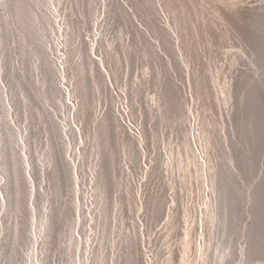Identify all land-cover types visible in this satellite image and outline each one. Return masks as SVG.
<instances>
[{
    "label": "rangeland",
    "instance_id": "374dc122",
    "mask_svg": "<svg viewBox=\"0 0 264 264\" xmlns=\"http://www.w3.org/2000/svg\"><path fill=\"white\" fill-rule=\"evenodd\" d=\"M263 10L0 0V264H264L245 244L264 160L244 177L237 159ZM220 169L240 202L229 248Z\"/></svg>",
    "mask_w": 264,
    "mask_h": 264
},
{
    "label": "bare ground",
    "instance_id": "6f19581e",
    "mask_svg": "<svg viewBox=\"0 0 264 264\" xmlns=\"http://www.w3.org/2000/svg\"><path fill=\"white\" fill-rule=\"evenodd\" d=\"M22 4H24V2ZM24 5H21L22 7L21 9H19V12L21 10L22 11L24 10L22 9L23 7L24 8L27 7L26 6L27 4L25 6ZM26 27L27 26H25V28ZM249 31L251 35L250 38L248 39H250L252 48L257 55V64L264 71V10L252 23L251 30ZM239 111L241 115V120L239 121L241 130H239V135L241 142L245 144L246 148L244 151H239L237 154L238 168L242 176L248 177L247 175L252 173L257 168L260 161L264 160V78L262 80H256L249 87V89L246 92L245 99L239 107ZM16 168L17 167H14V169ZM220 170L222 171V169ZM14 171L17 172V170ZM222 172L223 173L220 174L221 176L218 174L220 177V179H218L220 180L219 181L220 193H218L220 194V197L218 201L217 214L219 215L221 221V228H220L221 239L220 238L219 239L225 248H229V245L233 240V237L235 236V233L237 231L239 212H240V202L236 192L235 178L231 175V173L227 169L225 171L223 170ZM17 184H20V182ZM24 186L26 187V185ZM22 187L20 188L23 189ZM23 190L22 192H24ZM20 195H22V197L20 198H22L23 200L24 199L23 193L22 194L20 193ZM20 204H18V206ZM21 205H23V203ZM21 205L19 207L25 209V207H22ZM250 216H251V220L245 230V244L247 247L246 250L250 254L259 256L264 248V171L263 174L261 175V178L257 181L255 185L252 186L250 190ZM199 245L202 248L200 249V251H202L205 245L204 247H202L203 246L202 242ZM199 245L196 248L197 251L199 249ZM204 249L207 250V247ZM185 250H182L180 260L185 258V256H183V254H185L183 253V251ZM206 250L205 252H207ZM202 256L203 254L201 255L200 252L199 260H201V262L204 263V261L206 260L202 261ZM203 259H205V255Z\"/></svg>",
    "mask_w": 264,
    "mask_h": 264
}]
</instances>
